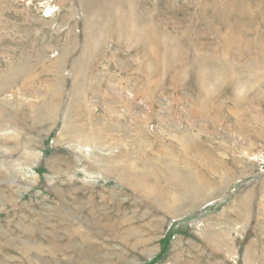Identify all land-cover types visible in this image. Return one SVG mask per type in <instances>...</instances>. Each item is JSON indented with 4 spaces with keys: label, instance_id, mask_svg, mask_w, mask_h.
I'll list each match as a JSON object with an SVG mask.
<instances>
[{
    "label": "rangeland",
    "instance_id": "obj_1",
    "mask_svg": "<svg viewBox=\"0 0 264 264\" xmlns=\"http://www.w3.org/2000/svg\"><path fill=\"white\" fill-rule=\"evenodd\" d=\"M0 264H264V0H0Z\"/></svg>",
    "mask_w": 264,
    "mask_h": 264
}]
</instances>
